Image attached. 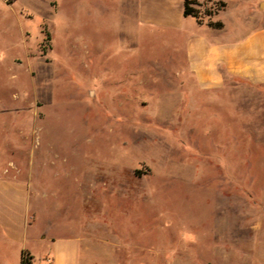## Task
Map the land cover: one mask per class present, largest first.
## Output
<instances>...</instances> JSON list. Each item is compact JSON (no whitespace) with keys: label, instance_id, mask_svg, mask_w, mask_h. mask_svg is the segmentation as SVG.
<instances>
[{"label":"rangeland","instance_id":"rangeland-1","mask_svg":"<svg viewBox=\"0 0 264 264\" xmlns=\"http://www.w3.org/2000/svg\"><path fill=\"white\" fill-rule=\"evenodd\" d=\"M228 1L229 31L264 23ZM135 18L126 0H0V107H24V131L1 114L0 167L37 193L31 264L75 239L78 264H264V91L194 90L182 35Z\"/></svg>","mask_w":264,"mask_h":264},{"label":"crops","instance_id":"crops-1","mask_svg":"<svg viewBox=\"0 0 264 264\" xmlns=\"http://www.w3.org/2000/svg\"><path fill=\"white\" fill-rule=\"evenodd\" d=\"M126 1L133 4L135 19L143 27L182 35L184 65L179 76L180 80H192L194 90L264 91V23L245 32L229 31L225 18L232 7L228 0H197L201 9L224 4L202 23L184 16V0ZM257 9L264 12V0H258V8H251V14ZM209 22L221 23L222 27L210 26ZM7 111L13 124L21 120L20 131H24L23 105L0 107V119ZM8 146L5 148L10 153L17 152L16 146ZM36 196L32 183L22 176L16 161L9 160L4 168L0 167V264H22L23 252L32 256L28 242L36 219L32 207ZM51 258L52 264H78L79 241L53 242Z\"/></svg>","mask_w":264,"mask_h":264},{"label":"trees","instance_id":"trees-1","mask_svg":"<svg viewBox=\"0 0 264 264\" xmlns=\"http://www.w3.org/2000/svg\"><path fill=\"white\" fill-rule=\"evenodd\" d=\"M221 6H224L222 3ZM199 3L197 0H184V16H192L194 17L199 23H202V18L200 17V10H199ZM208 16H211L212 12H206ZM210 26L220 28L222 27L221 23H209ZM33 256H31L28 252L22 253V264H31V260Z\"/></svg>","mask_w":264,"mask_h":264}]
</instances>
